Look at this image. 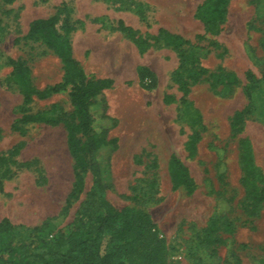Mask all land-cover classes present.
Listing matches in <instances>:
<instances>
[{
	"label": "rangeland",
	"instance_id": "obj_1",
	"mask_svg": "<svg viewBox=\"0 0 264 264\" xmlns=\"http://www.w3.org/2000/svg\"><path fill=\"white\" fill-rule=\"evenodd\" d=\"M204 1L0 0V151L20 145L18 159L25 163L0 188V220L35 226L58 216L54 230L67 229L93 184L88 173L85 193L64 215L75 180L68 144V124L76 120L70 89L35 97L31 108L44 111L45 120L25 135L13 128L23 94L9 59L27 61L38 89L61 82V57L25 35L32 20L53 16L67 3L77 27L71 34L74 57L89 79H113L93 108L96 128L116 139V147L99 154L109 172L108 201L117 210L132 206L135 187L155 177L157 200L147 206L166 238L171 264H235L233 255L240 264H264V200L259 213L251 214L252 185L240 159L249 147L264 178V0H231L218 33L208 32L196 15ZM121 20L133 33L121 29ZM165 31L196 43L199 66L206 69L199 81L179 79L180 57ZM140 66L154 73V84L141 78ZM247 71L260 84L253 113L235 126L234 116L248 104ZM197 134L193 148L189 142ZM172 154L188 168L192 188L174 186Z\"/></svg>",
	"mask_w": 264,
	"mask_h": 264
},
{
	"label": "trees",
	"instance_id": "obj_2",
	"mask_svg": "<svg viewBox=\"0 0 264 264\" xmlns=\"http://www.w3.org/2000/svg\"><path fill=\"white\" fill-rule=\"evenodd\" d=\"M230 1L205 0L198 6L196 15L208 32L218 33L223 29ZM70 12L69 5L63 3L53 16L32 20L25 35L27 39L42 42L48 50L61 57L64 63L61 82L46 89H38L33 84L32 69L27 61L23 58L9 59L13 68L11 77L23 94V102L17 107L20 116L13 128L25 135L29 126L45 120L44 111H33L31 108L35 97L70 89L76 120L68 124V144L75 160V180L62 213L67 214L73 203L85 193L88 173L92 174L93 184L86 192L87 198L82 208L67 229L54 230L58 216L48 217L35 226L15 224L8 217L1 219L0 264H171L166 238L152 220L147 206L149 202L157 200V179H147L145 185L135 187L136 193L131 196L134 202L132 206L117 210L106 198L109 172L99 154L106 146L116 147V139L108 138L107 129L96 128L93 108L103 100L104 90L113 85V79H89L74 57L71 34L77 27L71 20ZM119 26L125 32L134 31L122 20ZM165 33L180 57L177 71L179 79L186 75L193 82L199 81L206 69L199 66L198 53L193 50L197 47L196 43L167 31ZM138 71L141 78H149L151 83H155L154 73L148 67L140 66ZM246 79L248 104L234 116L235 126H241L254 110V91L259 87L260 80L252 71L246 72ZM181 88L185 94L189 92L187 82H183ZM168 100L166 97L165 101ZM198 139L197 134L190 140V146L194 148ZM21 148L15 145L7 151H0V188L5 180L15 177L25 165L18 159ZM240 159L245 180L252 185L250 213L257 215L260 203L264 200V178L256 168L249 147L244 149ZM153 166H157L156 161ZM169 168L175 187L182 184L189 188L194 186L193 177L177 155L170 156ZM216 220L213 219L211 227L216 224ZM233 256L234 263L240 264V259Z\"/></svg>",
	"mask_w": 264,
	"mask_h": 264
},
{
	"label": "bare ground",
	"instance_id": "obj_3",
	"mask_svg": "<svg viewBox=\"0 0 264 264\" xmlns=\"http://www.w3.org/2000/svg\"><path fill=\"white\" fill-rule=\"evenodd\" d=\"M120 95V94H119ZM135 112V111H134ZM133 116V115H132ZM150 121V120H149Z\"/></svg>",
	"mask_w": 264,
	"mask_h": 264
}]
</instances>
